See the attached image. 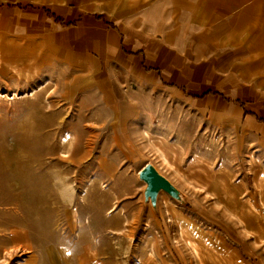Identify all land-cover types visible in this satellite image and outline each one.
Segmentation results:
<instances>
[{
  "label": "rangeland",
  "instance_id": "rangeland-1",
  "mask_svg": "<svg viewBox=\"0 0 264 264\" xmlns=\"http://www.w3.org/2000/svg\"><path fill=\"white\" fill-rule=\"evenodd\" d=\"M196 2L181 11L190 40L234 56L246 85L264 93V0ZM14 44L17 59L0 56V254L21 246L0 264H264V150L243 122L160 91L121 112L78 90L49 46ZM158 146L170 178L152 192L141 172L163 166ZM88 244L105 251L79 249Z\"/></svg>",
  "mask_w": 264,
  "mask_h": 264
},
{
  "label": "crops",
  "instance_id": "crops-1",
  "mask_svg": "<svg viewBox=\"0 0 264 264\" xmlns=\"http://www.w3.org/2000/svg\"><path fill=\"white\" fill-rule=\"evenodd\" d=\"M88 2L0 0V56L17 59L18 38L49 46L78 90L94 89L110 107L134 114L150 95L169 92L205 116L243 122L264 150V93L246 85L234 56L190 40L181 11L196 0Z\"/></svg>",
  "mask_w": 264,
  "mask_h": 264
},
{
  "label": "bare ground",
  "instance_id": "bare-ground-1",
  "mask_svg": "<svg viewBox=\"0 0 264 264\" xmlns=\"http://www.w3.org/2000/svg\"><path fill=\"white\" fill-rule=\"evenodd\" d=\"M96 2H98L97 4H101V0H95ZM254 7H255V5H253L252 7H251V9L253 10V13L254 14H260V13H262V11H263V7H260V8H258V7H256L255 9H254ZM256 18H257V15H256ZM256 19H254L252 22L253 23H256ZM250 31V29H249V27H246V28H243V36H246L247 35V33ZM262 38H264V36L262 37ZM261 44V48L262 49H264V41H261L260 42ZM166 95H168V96H170L171 94L169 93V92H166L165 93ZM0 95H3V93H1ZM63 142H64V144H65V146L67 147V150L66 151H64L63 152V155L64 156H67V157H70V156H73L74 155V151H75V148H76V140H75V137L71 134V135H65L64 137H63ZM158 149H159V155H160V158H161V163L163 164V166L161 167V166H159V165H152L154 168H155V170L158 172V173H160L161 175H163L165 178H167V179H169L170 177H169V175H167V173L165 172V170H164V168L166 167V164H168V165H170L171 163H170V159H169V156H168V154H167V152H166V149H164V148H162V147H160V146H158ZM5 156V155H4ZM3 156L0 154V158H2ZM167 165V166H168ZM36 181V180H35ZM206 185V184H205ZM205 185L203 184L202 185V187H203V189H201L202 191H206V190H204L205 189ZM194 186H196V185H194ZM111 212H113V211H111ZM78 210L76 209V210H74V215H73V217L75 218V223L73 224V228L74 227H76L77 226V222H78ZM110 213V212H109ZM127 221H128V218H124L123 219V223H124V225H126V223H127ZM89 225H88V227H91L92 225H91V222H90V220H89ZM108 228L109 229H111L112 231L111 232H114V233H116V234H120L122 231H123V229H124V226H118V227H112L111 225H108ZM22 242L23 241H21L19 244H22ZM82 242V241H81ZM21 245H12L10 248H5V251L7 252V254H9V255H12L13 254V252L15 251V250H17L18 249V247H20ZM42 246V248L43 247H45V245L44 244H42L41 245ZM23 247L24 248H28V251L29 252H31V251H33L32 250V248L30 247V246H27V245H25V244H23ZM81 248H85V249H88L89 251H91V252H94L95 254H98V255H100L101 253H103L104 251H105V249H104V247H101V249H100V251L99 252H95L94 251V249H93V245L92 244H88V245H85V246H83V247H80L79 246V249L81 250ZM78 249V250H79ZM7 254L6 255H1L0 254V259L1 258H5L4 259V261L3 262H6V261H8V256H7ZM50 254H51V258H55V260L57 259L56 257H57V255H56V252H55V246L54 245H50ZM1 263V262H0ZM40 263V258L39 259H37V257L35 258L34 257V259H28L27 261H26V263L25 264H39Z\"/></svg>",
  "mask_w": 264,
  "mask_h": 264
},
{
  "label": "water",
  "instance_id": "water-1",
  "mask_svg": "<svg viewBox=\"0 0 264 264\" xmlns=\"http://www.w3.org/2000/svg\"><path fill=\"white\" fill-rule=\"evenodd\" d=\"M141 176L148 182L152 192L157 191L162 187H167L169 180L158 173L152 165L147 166L141 172Z\"/></svg>",
  "mask_w": 264,
  "mask_h": 264
}]
</instances>
